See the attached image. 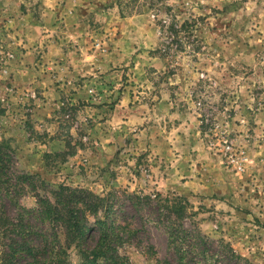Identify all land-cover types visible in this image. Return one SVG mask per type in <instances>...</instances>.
<instances>
[{"label":"rangeland","instance_id":"1","mask_svg":"<svg viewBox=\"0 0 264 264\" xmlns=\"http://www.w3.org/2000/svg\"><path fill=\"white\" fill-rule=\"evenodd\" d=\"M32 1L57 14L37 10L28 36L0 14V139L13 172L33 175L14 180L3 211L46 258L0 264H88L40 216L39 197L61 184L116 192L123 264H179V252L187 264H264V0ZM12 2L14 17L25 4L0 5ZM154 193L187 201L186 218L127 196Z\"/></svg>","mask_w":264,"mask_h":264},{"label":"trees","instance_id":"2","mask_svg":"<svg viewBox=\"0 0 264 264\" xmlns=\"http://www.w3.org/2000/svg\"><path fill=\"white\" fill-rule=\"evenodd\" d=\"M173 30L176 33L178 32L174 26L171 27V31ZM14 160L15 150L10 141L0 139V205H2V208H0V259H6L11 253L29 252L33 254L37 250H41L42 253L39 256L44 259L46 256L43 252L47 249L46 244L43 243L37 248V245L32 243L34 239L29 242L28 233L30 231L22 227L23 220L15 221L3 211L4 196L9 198L15 194L14 180L17 185L33 176L14 173ZM127 196L138 210L144 209L145 206H151L154 201L157 203L159 201L161 212L166 210V212L172 213L171 215L176 214L178 219L187 216L189 203L187 201L180 202L181 197L178 195L173 198L174 200H171L169 195L163 197L160 193H154V195L129 194ZM115 198V191L102 196L90 190L74 189L61 184L56 190L51 191V197H39L38 209L42 220H47L50 224L58 227L60 233L65 237L67 245L63 248L65 254H67L70 244L74 243L88 264H123L122 255L119 253V247L123 244L119 241L122 239V227L118 222L117 214H115L117 208V199ZM175 200L179 201L176 202ZM91 216L94 218L93 221L90 218ZM94 227H98L101 232L97 244L92 248L82 247L80 242L86 237H91L89 231ZM127 231L129 232V228ZM174 231V229L168 231L171 240L187 238L189 233L187 230ZM41 240L42 242L45 240L44 235ZM195 250L193 252L196 254L197 251ZM179 256V264H187L184 261V254L179 252ZM58 258L59 253L55 252L50 257L53 260H58Z\"/></svg>","mask_w":264,"mask_h":264},{"label":"crops","instance_id":"3","mask_svg":"<svg viewBox=\"0 0 264 264\" xmlns=\"http://www.w3.org/2000/svg\"><path fill=\"white\" fill-rule=\"evenodd\" d=\"M78 1V0H76ZM21 2H24V5H20V9L21 11H19L18 14H16L14 17L11 16V12H13V10H16V8H19V5L17 6V2H12L11 6H6L2 5L3 7H1L0 5V14H2L3 16H5L6 14V18H8V21H10L11 23H19V25L21 26V29L24 30V33L22 32V34H26V36H28L30 34V31L33 30L34 32H36V30H40L42 28V20L40 15H38L36 12L37 10L40 12H42V8L43 6L41 4H38L37 2L35 3L32 0H21ZM72 2V1H71ZM82 3V4H81ZM45 4H50L53 6V1H46ZM78 5V8H80V6L84 5V2L80 0V2H76L74 7ZM44 13H41V16L44 18L45 16H52V15H56L57 13L53 11V9H49V8H44ZM76 10V9H74ZM73 11V10H71ZM4 12V13H3ZM83 19L80 18L79 20H76L73 23H76L77 26L73 27V32L78 34V36H82L83 31L82 28L80 26H82L83 23ZM56 28V27H55ZM54 28V29H55Z\"/></svg>","mask_w":264,"mask_h":264}]
</instances>
